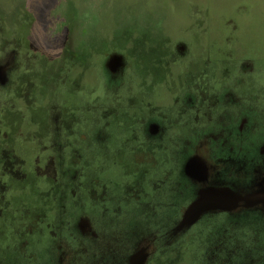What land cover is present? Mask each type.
I'll return each mask as SVG.
<instances>
[{
    "label": "rangeland",
    "instance_id": "rangeland-1",
    "mask_svg": "<svg viewBox=\"0 0 264 264\" xmlns=\"http://www.w3.org/2000/svg\"><path fill=\"white\" fill-rule=\"evenodd\" d=\"M263 146L264 0H0V264H132L148 232L142 264H264L263 212L182 234L190 187H151L197 151L252 187ZM116 202L100 224L126 245L79 252L86 213Z\"/></svg>",
    "mask_w": 264,
    "mask_h": 264
},
{
    "label": "flooded vegetation",
    "instance_id": "flooded-vegetation-1",
    "mask_svg": "<svg viewBox=\"0 0 264 264\" xmlns=\"http://www.w3.org/2000/svg\"><path fill=\"white\" fill-rule=\"evenodd\" d=\"M246 120V119H245ZM107 132V131H106ZM103 134V132L101 133ZM168 136L163 137L161 140H159L158 146L161 148L159 151L164 148V145H168L170 143L169 139V134L166 133ZM213 136H205V139L207 140L205 142L207 149L210 147L212 150L215 148H218L217 143L215 141V138H212ZM212 138V139H211ZM209 140V141H208ZM223 140V139H221ZM184 144V148L186 147L185 145L188 143V140L182 139L180 140ZM103 145H105V141H103ZM207 143L211 144L214 143L213 146L207 145ZM202 142L200 143V145ZM223 144L220 143L219 146H222ZM158 147V148H159ZM198 147V146H197ZM260 147V146H259ZM170 148V146H169ZM181 149V148H180ZM264 149V146L262 150ZM169 150V154H170ZM185 150H181L179 155H182L183 158L186 157V155L190 154V151L187 149V152H184ZM216 152L213 153V156ZM152 156L153 162H156V159L154 157V153L150 154ZM171 159L175 160L174 156L176 155H168ZM207 158H206V157ZM215 158L218 159L220 163L225 165V163L228 162V159L235 157H222L220 158L218 155L214 156ZM106 158V157H105ZM107 159V158H106ZM170 159V162H171ZM108 160V159H107ZM112 160V159H110ZM110 160L109 163L112 166L113 162ZM119 162L120 160H116ZM134 162V161H131ZM130 162V163H131ZM168 163V162H167ZM123 166V164H121ZM124 167V166H123ZM216 167L215 165L212 164L211 160L209 157L205 154H202L201 151H197L195 155L189 156L186 164V168L184 171L182 169H177V170H170L165 169L162 170L160 175L158 176L157 180H152V182H155L152 188H158L160 190H163L164 186H169L171 183V176L174 177V182H178L179 184H183L185 190L187 191V187H190V190L192 191V194L194 195L193 201L187 205L184 204L186 207L182 212V215L179 216L180 220H178V226L176 227L178 232H181L182 234H185L187 230L191 229L194 227L200 220L204 219L206 216H213L214 215H221L222 213H227L230 215H234L235 213L239 212L240 210H260L261 212L264 213V179L261 178V173L258 172L259 174V179L256 180V182L252 183V187L250 184H247L248 181H236V180H227L222 173L215 171ZM123 171L126 173V176L134 177V174H128L125 169ZM133 178V180H134ZM141 178V176H140ZM142 180V179H141ZM243 186L245 184V188L242 189L241 191L237 190V186ZM132 188L130 187L129 190L134 191L133 187V181L131 182ZM142 184V183H141ZM142 188V187H141ZM141 195L143 194V191L141 189ZM134 194V192H132ZM153 194V193H151ZM135 195V194H134ZM140 195V196H141ZM106 196V194L104 195ZM140 196H136L137 199L140 198ZM145 196V195H144ZM147 196V195H146ZM155 196L153 194V197L150 196V198H153V201L155 199ZM148 198V197H147ZM107 200L103 201V203H106ZM139 203V202H137ZM142 203V202H140ZM145 204V203H143ZM150 204H145L147 206H150ZM100 208L102 212L100 211L99 214L97 212L93 211L92 213H86L85 215V221H87V231L83 229V234L85 241H87V244H81L82 249L79 250V252L85 253L86 251V246L88 249H93L97 248L93 245V243L100 244L104 242L103 238L107 237L108 239L105 242H108L110 239V244L114 243L119 245L118 248L120 249L121 246H124L122 237L119 235L118 232L113 233L111 237H108V234L106 233L108 230L106 226L100 224L105 218L111 217L115 214L119 213L120 206L118 202H116L115 207L111 210L110 213H106L107 211H110V208L106 207L102 204H100ZM178 218V219H179ZM191 219H194V221H191ZM264 224H262L261 228L259 229L262 231L261 234H264ZM172 229V228H170ZM175 232V230H174ZM144 235L143 241L144 243H147L149 248H152L154 250L155 247V242L154 240L157 241V239L162 238V233L161 236L155 235L152 236L151 232H148L147 235L145 236V233H142ZM59 239V242H63L62 240H65L68 244V246H71L70 239L67 237L59 236L57 237ZM132 239V238H131ZM127 244H128V239H126ZM142 242L137 243L134 242L135 249L138 251H141L143 254H132L134 255V259L132 258L131 263L132 264H142L144 261L145 254L147 256L148 250L147 247L144 248L141 246ZM63 244V243H62ZM22 245V241L21 244ZM62 248V246L60 245ZM126 249L130 250L132 249L131 246L126 247ZM22 251L20 250L19 253L22 255ZM69 252L74 254L72 246L69 249ZM103 252V253H102ZM106 251H103L101 248L99 249V253L101 256L104 254ZM126 252H123V257H127L126 262L130 256L126 255ZM143 256V257H142ZM82 260V258H80ZM83 262V260H82ZM91 261L89 259H86L84 261V264H90ZM107 261H104L102 264H107Z\"/></svg>",
    "mask_w": 264,
    "mask_h": 264
},
{
    "label": "water",
    "instance_id": "water-1",
    "mask_svg": "<svg viewBox=\"0 0 264 264\" xmlns=\"http://www.w3.org/2000/svg\"><path fill=\"white\" fill-rule=\"evenodd\" d=\"M191 221H194V219H191Z\"/></svg>",
    "mask_w": 264,
    "mask_h": 264
}]
</instances>
